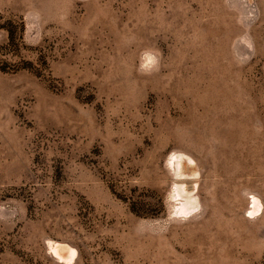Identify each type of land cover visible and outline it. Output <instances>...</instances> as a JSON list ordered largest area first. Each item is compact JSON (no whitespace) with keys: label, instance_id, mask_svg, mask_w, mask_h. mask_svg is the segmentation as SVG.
Returning a JSON list of instances; mask_svg holds the SVG:
<instances>
[{"label":"rangeland","instance_id":"1","mask_svg":"<svg viewBox=\"0 0 264 264\" xmlns=\"http://www.w3.org/2000/svg\"><path fill=\"white\" fill-rule=\"evenodd\" d=\"M0 264H264V0H0Z\"/></svg>","mask_w":264,"mask_h":264}]
</instances>
